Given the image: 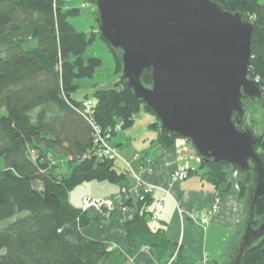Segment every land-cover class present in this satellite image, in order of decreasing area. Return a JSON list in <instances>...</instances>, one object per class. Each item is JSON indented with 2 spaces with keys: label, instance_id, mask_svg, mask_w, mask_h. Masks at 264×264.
Returning <instances> with one entry per match:
<instances>
[{
  "label": "trees",
  "instance_id": "1",
  "mask_svg": "<svg viewBox=\"0 0 264 264\" xmlns=\"http://www.w3.org/2000/svg\"><path fill=\"white\" fill-rule=\"evenodd\" d=\"M211 1L253 24L249 76L264 86V4ZM79 15L80 9L64 0H0V264H116L108 244L84 235L86 211L70 201V193L84 183L121 187L124 206L136 210L125 225L130 246L157 247L152 239L163 238L161 231L153 235L149 228L151 195L137 203L128 198L125 170L94 153L95 126L122 123L125 129L141 111L153 112L128 87L119 53L109 46L118 80L109 88L93 84L91 96L76 98L83 80L93 79L104 65L101 57L87 55L100 34L78 31L71 23ZM142 81L151 85L150 69L143 71ZM89 100L94 103L90 113L85 107ZM248 103L254 104L244 100L246 111ZM149 128L157 135L153 143L162 149L182 138L161 130L158 119ZM248 128L245 116L240 130ZM260 146L264 154V137H259L256 151ZM49 155L65 158L70 175H64ZM200 162L203 177L216 189L233 167L202 158ZM238 175L248 210L254 175ZM255 216L257 227L264 219V199L256 204ZM245 264H264V241L247 253Z\"/></svg>",
  "mask_w": 264,
  "mask_h": 264
},
{
  "label": "water",
  "instance_id": "2",
  "mask_svg": "<svg viewBox=\"0 0 264 264\" xmlns=\"http://www.w3.org/2000/svg\"><path fill=\"white\" fill-rule=\"evenodd\" d=\"M100 36L119 53L121 76L160 123L207 162H227L254 175L243 228L227 264L264 241L256 204L264 199V157L253 130H240L244 100L264 88L249 76L253 24L211 0H94ZM151 70V85L142 81Z\"/></svg>",
  "mask_w": 264,
  "mask_h": 264
},
{
  "label": "crops",
  "instance_id": "3",
  "mask_svg": "<svg viewBox=\"0 0 264 264\" xmlns=\"http://www.w3.org/2000/svg\"><path fill=\"white\" fill-rule=\"evenodd\" d=\"M81 2L77 0L70 6L80 8ZM156 137L148 134L140 146H134L136 140L129 136L112 146L119 147L121 159L117 161L122 163V170L126 164L132 168V172L125 171L128 198L137 203L141 179L144 185L154 187L153 203H163L158 220L152 221L151 217L148 220L153 235L158 231L163 233V238L152 239L158 243L157 247L130 246L125 225L136 210L124 206L121 187L108 182H91L102 188L100 193L88 190L91 183L70 193V201L77 208L82 207L84 197L117 201V207L110 212L104 208L86 211L89 224L83 229L84 235L108 244L109 251L117 258L116 264H227L247 216V202L240 194L238 171L230 168L226 182L216 189L203 177L200 158L185 139L178 138L172 147L162 149L153 143ZM178 170H187L189 176L184 181L172 182L171 174ZM216 201H219L218 212L204 224L203 218Z\"/></svg>",
  "mask_w": 264,
  "mask_h": 264
},
{
  "label": "rangeland",
  "instance_id": "4",
  "mask_svg": "<svg viewBox=\"0 0 264 264\" xmlns=\"http://www.w3.org/2000/svg\"><path fill=\"white\" fill-rule=\"evenodd\" d=\"M76 1L77 0H68L66 2L70 4L71 3L75 4ZM81 1L82 2L80 3V8H79L80 15L71 18V21L73 22V24L75 25L78 31L81 32L95 31L97 34H100L97 23L98 11L96 9L95 3L93 2V0H81ZM260 2L264 4V0H260ZM87 55L101 57L104 61V65L97 70L95 77L93 79L83 80L81 89L75 95L78 100L84 99L86 95H90V96L92 95L93 91L95 90L92 87L93 84H98V87L100 88H109L113 86L114 83L118 80V76L115 75L114 57L109 51L108 45L106 44L105 41H103L100 38V36H98L95 43L88 48ZM262 87L264 88V86ZM259 102L261 104H257L258 102L256 104L255 102L254 104H250V103L247 104V111L245 113L246 124L249 126V128L253 129L254 133L257 136L264 137V95L262 100ZM156 120L157 117L154 114L146 111H141L140 114L137 116L134 124L131 127L121 129L118 133V135H120L121 138H117L118 135L114 137L111 140V145L112 144L114 146L115 144L118 145L117 142L120 141L119 139H127L129 136H131L132 139L136 140L134 146H140L141 141L145 139L144 137H146L148 134L156 136V133L149 129L150 124L154 123ZM257 152L264 157V154L262 153L263 149L261 148V146L258 148ZM118 154L119 157L116 159V167L122 170L123 169L122 163L120 161H117L121 159L119 150H118ZM49 158H51V160H54V163L56 164L58 162L57 165L59 166L60 171L64 175L66 176L70 175L68 161L65 158L63 157L57 158L54 155L52 156L49 155ZM55 160H57V162ZM94 184L90 185L88 187V190L90 189V192H94L95 194L97 192L100 193L102 191V188L96 187V185ZM0 256H1V252H0Z\"/></svg>",
  "mask_w": 264,
  "mask_h": 264
},
{
  "label": "built area",
  "instance_id": "5",
  "mask_svg": "<svg viewBox=\"0 0 264 264\" xmlns=\"http://www.w3.org/2000/svg\"><path fill=\"white\" fill-rule=\"evenodd\" d=\"M68 1V0H64ZM260 82L259 79H255ZM93 101L89 100L85 103V107L87 112H91V107L93 106ZM122 129V123H118L113 127L101 128L99 126H95L94 133V153L98 159H107V160H115L119 157L118 149L111 145L112 138L119 133ZM145 170V168H143ZM142 169V170H143ZM125 171L127 173L132 172V168L130 164H126ZM189 173L187 170H178L171 174L172 182H181L188 178ZM139 184L141 186L139 200H144V198L148 195H152L154 192V187L144 185L141 179H139ZM117 201L112 198H92V197H84L82 199V209L87 211L91 208H104L108 212L112 211L117 207ZM125 208V207H124ZM163 208V203L161 201H155L153 203V212L151 215L152 221L158 220V213ZM219 210V201H216L212 208L210 209L207 216L203 218V223H209L210 216H213Z\"/></svg>",
  "mask_w": 264,
  "mask_h": 264
}]
</instances>
